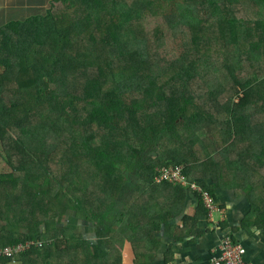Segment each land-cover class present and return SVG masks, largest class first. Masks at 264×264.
I'll use <instances>...</instances> for the list:
<instances>
[{
  "label": "trees",
  "instance_id": "1",
  "mask_svg": "<svg viewBox=\"0 0 264 264\" xmlns=\"http://www.w3.org/2000/svg\"><path fill=\"white\" fill-rule=\"evenodd\" d=\"M171 162L214 198L238 185L264 227V0H49L0 25L1 246L122 264L128 241L148 264L163 227L196 234L175 219L198 194L154 182Z\"/></svg>",
  "mask_w": 264,
  "mask_h": 264
},
{
  "label": "crops",
  "instance_id": "2",
  "mask_svg": "<svg viewBox=\"0 0 264 264\" xmlns=\"http://www.w3.org/2000/svg\"><path fill=\"white\" fill-rule=\"evenodd\" d=\"M200 180L193 181L199 184ZM205 182L212 183L210 180ZM225 185L213 190L218 207V219L214 220L219 222L218 227L213 226L205 212L198 213L200 198L198 201L196 198L189 197L185 201L182 213L175 219V224L182 226L186 215L197 216L196 221H193L191 225L196 234L182 239L186 231H174L172 238L165 234L163 227L161 233L155 235L161 238L162 246L157 248L155 257L148 264H212L210 260L212 252L216 251L224 237H231L243 245L246 249L245 260L248 264H264V227L254 223L255 216L249 218L250 203L247 193L236 192ZM69 223L65 225L82 234L89 241L97 242V227L93 223L76 217L71 225ZM180 235L181 237L178 238ZM6 260V264H41L34 261L32 255H20ZM122 264H138L128 241L123 244Z\"/></svg>",
  "mask_w": 264,
  "mask_h": 264
},
{
  "label": "built area",
  "instance_id": "3",
  "mask_svg": "<svg viewBox=\"0 0 264 264\" xmlns=\"http://www.w3.org/2000/svg\"><path fill=\"white\" fill-rule=\"evenodd\" d=\"M154 182L181 186L198 194L207 217L213 223V226L218 227L219 222H216L213 218L214 212L218 211L215 198L200 184L188 179L183 165L171 162L164 167L158 168L154 176ZM42 245L41 241L34 240L4 246L0 245V258L12 259L33 248H41L43 247ZM245 254L246 249L242 244L234 241L231 237H224L216 251L212 252L210 260L212 264H248L245 260Z\"/></svg>",
  "mask_w": 264,
  "mask_h": 264
},
{
  "label": "rangeland",
  "instance_id": "4",
  "mask_svg": "<svg viewBox=\"0 0 264 264\" xmlns=\"http://www.w3.org/2000/svg\"><path fill=\"white\" fill-rule=\"evenodd\" d=\"M61 4H56L53 7L55 12L61 9ZM49 7V0H0V25L11 19H23L29 15L37 13H45V9ZM242 96V93L239 95ZM238 101V98L235 99ZM227 187L238 192V185L236 187L232 182H227ZM218 213L214 212L213 218L217 220ZM75 216L73 212H68L63 219L64 224H72ZM76 221V220H75ZM36 241V240H34Z\"/></svg>",
  "mask_w": 264,
  "mask_h": 264
}]
</instances>
